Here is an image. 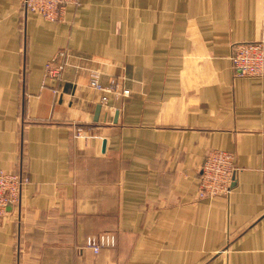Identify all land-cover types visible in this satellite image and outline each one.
<instances>
[{"label":"crops","instance_id":"crops-1","mask_svg":"<svg viewBox=\"0 0 264 264\" xmlns=\"http://www.w3.org/2000/svg\"><path fill=\"white\" fill-rule=\"evenodd\" d=\"M258 40L264 0H79L61 22L0 0V170L28 176L0 264H264V76L230 61ZM89 69L129 94L101 103ZM212 149L234 155L231 191L197 200Z\"/></svg>","mask_w":264,"mask_h":264},{"label":"built area","instance_id":"built-area-1","mask_svg":"<svg viewBox=\"0 0 264 264\" xmlns=\"http://www.w3.org/2000/svg\"><path fill=\"white\" fill-rule=\"evenodd\" d=\"M78 3L79 0H21V6L25 11L36 13L51 22L63 21L66 8L77 6ZM67 60V51H59L46 63L45 79L59 78ZM230 61L235 77H263L264 40L234 44ZM87 72L88 86L102 93L101 103L107 104L110 95L124 97L129 94V90L118 78H109L108 83L103 85L98 70L89 69ZM235 171V158L232 153L216 149L207 151L199 168L197 200L227 196L231 191ZM27 182L28 176L25 173L0 170V216L5 213L8 205H16L19 202L22 187ZM113 245L114 237L107 233L85 239V246L94 254H98L102 247Z\"/></svg>","mask_w":264,"mask_h":264},{"label":"water","instance_id":"water-1","mask_svg":"<svg viewBox=\"0 0 264 264\" xmlns=\"http://www.w3.org/2000/svg\"><path fill=\"white\" fill-rule=\"evenodd\" d=\"M104 143V142H103ZM104 145V144H103ZM8 206H11V205H8Z\"/></svg>","mask_w":264,"mask_h":264}]
</instances>
